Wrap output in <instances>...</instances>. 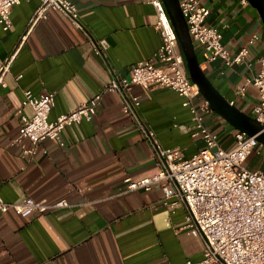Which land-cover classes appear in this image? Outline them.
Returning <instances> with one entry per match:
<instances>
[{"label": "crops", "instance_id": "1", "mask_svg": "<svg viewBox=\"0 0 264 264\" xmlns=\"http://www.w3.org/2000/svg\"><path fill=\"white\" fill-rule=\"evenodd\" d=\"M73 1L86 30L54 8L31 24L40 0H22L12 9L13 25L4 30L0 24V65L15 52L5 85L0 84V199L67 203L29 218L12 209L4 213L0 264H200L204 238L186 228L187 209L175 188L169 187L170 196L161 187L127 191L126 177L140 180L158 173L160 165L137 120L123 112L121 95L105 90L128 76L137 62L153 58L161 44L155 8L148 0ZM201 1L210 7L207 22L221 30L231 53L248 45L251 62L227 65L222 59L209 60L197 47L201 66L229 102L254 116L257 90H237L258 72L257 58L264 54L261 14L249 1ZM101 40L106 48L98 53L94 41ZM26 90L55 93L51 120L102 96L91 120L64 129L63 146L45 139L29 160L12 143L22 117L33 114L22 105ZM132 94L140 99L139 115L163 147L186 158L205 148L203 137L183 128L192 123L185 97L139 85ZM205 118L224 148L235 145L238 129L210 106ZM245 165L264 170V159L253 154Z\"/></svg>", "mask_w": 264, "mask_h": 264}, {"label": "built area", "instance_id": "2", "mask_svg": "<svg viewBox=\"0 0 264 264\" xmlns=\"http://www.w3.org/2000/svg\"><path fill=\"white\" fill-rule=\"evenodd\" d=\"M22 0H0V24L4 30L13 25L12 9ZM187 20L195 47L202 48L209 60L222 59L227 65L250 62V47L243 46L236 53L222 40L221 30L207 22L210 7L201 0H179ZM248 1V0H244ZM156 11L155 28L161 35V44L153 58L142 60L132 66L128 76L113 80L105 90L118 92L122 97V110L135 118L141 131L153 149L160 171L140 180L126 177L127 191H150L161 187L170 196L169 187L175 188V195L187 209L186 228L198 231L204 238L203 258L200 264H264V170L246 167L247 159L257 154L264 159L263 145L256 136L237 131L235 145L229 149L219 142V136L206 124L205 112L209 101L203 98L186 67L175 27L163 0H148ZM50 8L59 9L72 23L86 30L80 20L79 8L73 0H40L31 17V24L46 17ZM253 35L251 42L257 39ZM98 53L106 48L104 40L94 41ZM15 52L1 62L0 84L5 85L4 75L14 59ZM258 72L247 78L237 90L243 94L253 86L258 92L254 117L264 124V54L258 56ZM21 75L17 77L20 79ZM145 89L160 87L176 91L185 97L183 105L192 115V123L183 126L193 137L201 136L206 142L204 149L190 158L180 151L167 149L139 115L140 99L132 94V87ZM102 94L99 93L77 108L64 113L55 120L50 119L55 105V93L35 95L24 91L23 106L33 110L31 117L23 116L18 135L13 145L20 147L23 157L33 159L37 146L45 139L63 146L64 129L83 120H91L97 111ZM202 100V103L198 101ZM28 143V144H27ZM65 201L48 204L27 197L20 202H5L0 199V217L14 210L23 218H29L36 211L40 213L66 207Z\"/></svg>", "mask_w": 264, "mask_h": 264}, {"label": "water", "instance_id": "3", "mask_svg": "<svg viewBox=\"0 0 264 264\" xmlns=\"http://www.w3.org/2000/svg\"><path fill=\"white\" fill-rule=\"evenodd\" d=\"M163 1L175 27L191 80L198 85L201 94L209 101L210 107L214 111L222 115L239 131L245 132L250 136H256L257 140L264 146V124L254 116L241 111L234 103L229 102L214 86L203 70L187 20L180 6V1ZM248 1L259 10L264 22V0Z\"/></svg>", "mask_w": 264, "mask_h": 264}, {"label": "trees", "instance_id": "4", "mask_svg": "<svg viewBox=\"0 0 264 264\" xmlns=\"http://www.w3.org/2000/svg\"><path fill=\"white\" fill-rule=\"evenodd\" d=\"M197 50V49H196ZM199 55V54H198Z\"/></svg>", "mask_w": 264, "mask_h": 264}]
</instances>
